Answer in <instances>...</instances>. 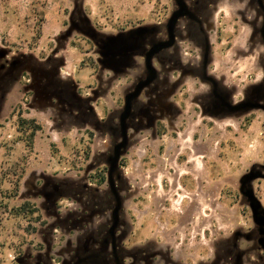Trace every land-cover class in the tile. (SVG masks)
Returning a JSON list of instances; mask_svg holds the SVG:
<instances>
[{
	"label": "rangeland",
	"instance_id": "1",
	"mask_svg": "<svg viewBox=\"0 0 264 264\" xmlns=\"http://www.w3.org/2000/svg\"><path fill=\"white\" fill-rule=\"evenodd\" d=\"M0 264H264V0H0Z\"/></svg>",
	"mask_w": 264,
	"mask_h": 264
},
{
	"label": "trees",
	"instance_id": "2",
	"mask_svg": "<svg viewBox=\"0 0 264 264\" xmlns=\"http://www.w3.org/2000/svg\"><path fill=\"white\" fill-rule=\"evenodd\" d=\"M91 178H94L95 180L99 181L100 183H102L105 180V174L104 172H96V173H92L90 175Z\"/></svg>",
	"mask_w": 264,
	"mask_h": 264
},
{
	"label": "flooded vegetation",
	"instance_id": "3",
	"mask_svg": "<svg viewBox=\"0 0 264 264\" xmlns=\"http://www.w3.org/2000/svg\"><path fill=\"white\" fill-rule=\"evenodd\" d=\"M99 172H101V170H99Z\"/></svg>",
	"mask_w": 264,
	"mask_h": 264
}]
</instances>
